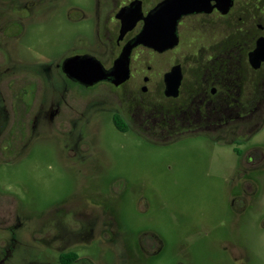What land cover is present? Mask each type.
Segmentation results:
<instances>
[{
    "label": "flooded vegetation",
    "instance_id": "flooded-vegetation-1",
    "mask_svg": "<svg viewBox=\"0 0 264 264\" xmlns=\"http://www.w3.org/2000/svg\"><path fill=\"white\" fill-rule=\"evenodd\" d=\"M165 1L0 0V163L53 138L78 174L108 177L104 147L84 138L91 128L111 125L151 145L204 139L235 147L231 206L234 217L245 211L264 175V141L253 143L264 128V0H234L227 13L212 1L211 12L180 19L173 48L138 45L125 80L93 82ZM93 200L35 215L0 195V264H94L90 249L100 242L116 264L164 253L162 236L147 230L126 247L112 209ZM230 258L249 264L247 255Z\"/></svg>",
    "mask_w": 264,
    "mask_h": 264
},
{
    "label": "rangeland",
    "instance_id": "rangeland-1",
    "mask_svg": "<svg viewBox=\"0 0 264 264\" xmlns=\"http://www.w3.org/2000/svg\"><path fill=\"white\" fill-rule=\"evenodd\" d=\"M88 132L84 138L104 147L115 174H78L76 163L60 158L57 141L42 138L15 163H0V195L35 215L92 197L112 209L115 233L126 247L141 230L162 236L164 253L147 264H238L231 253L264 264V175L254 182L247 209L234 217V146L204 139L151 145L111 125ZM262 141L264 128L253 143ZM107 249L101 242L91 247L94 264L116 262Z\"/></svg>",
    "mask_w": 264,
    "mask_h": 264
},
{
    "label": "water",
    "instance_id": "water-1",
    "mask_svg": "<svg viewBox=\"0 0 264 264\" xmlns=\"http://www.w3.org/2000/svg\"><path fill=\"white\" fill-rule=\"evenodd\" d=\"M212 1L217 3L216 7L220 10L222 9L223 13H227L234 0H166L160 4L154 10L153 14L146 19V26L143 32L136 38L135 42L123 50L114 69L107 75H100L93 82L107 78L119 84L125 80L128 77L127 66L131 52L138 45H143L161 52L173 48L178 43L176 27L180 19L195 13L211 12ZM76 61L71 60L69 63H75ZM122 66L123 69H126L125 72L123 70V73H121L120 69ZM68 68L69 65L66 68V71L69 73L70 70Z\"/></svg>",
    "mask_w": 264,
    "mask_h": 264
}]
</instances>
